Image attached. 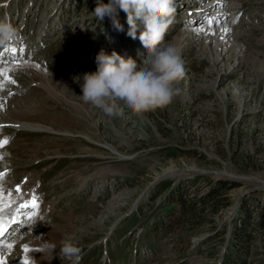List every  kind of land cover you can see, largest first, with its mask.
Masks as SVG:
<instances>
[{
    "label": "rangeland",
    "instance_id": "1",
    "mask_svg": "<svg viewBox=\"0 0 264 264\" xmlns=\"http://www.w3.org/2000/svg\"><path fill=\"white\" fill-rule=\"evenodd\" d=\"M0 3V18L7 16L19 33L0 46V114L8 105L32 108L28 115L14 112L20 121L56 132L0 129V142L7 141L0 147L6 171L0 196L24 193L38 205L20 215L3 239L0 257L6 264H23V249L33 250L34 236L57 247L72 237L82 248L80 264H103L104 248L106 264H217L228 231L240 219L252 232L245 234V244L232 248L228 264H264V243L253 231L264 198V0H178L183 9L174 20L200 5L206 17L192 28L185 26L196 18L179 29L175 25L165 37L184 64L181 94L164 108L142 115L125 109L123 117L85 103L75 80L96 71L101 49L125 58L140 55L138 64L146 57L143 46L135 52L139 39L127 35L123 11L118 19L126 29L117 34L107 17L101 22L91 14L96 0ZM238 10L241 19L230 33L229 17ZM209 13L226 17L209 19L208 25ZM211 24V33L203 30ZM116 39L123 41L111 45ZM164 169L172 170L162 175ZM195 174L240 183L221 191L229 205L212 215V231L209 223L190 229L188 213L179 221L180 194L187 207L210 186L202 180L191 184ZM162 181H171V187L162 190ZM167 202L176 203L170 215L161 209ZM239 205L243 215L250 211L249 221L235 213ZM109 227L115 229L104 245ZM44 262L49 264L47 257ZM51 264L68 262L57 257Z\"/></svg>",
    "mask_w": 264,
    "mask_h": 264
},
{
    "label": "clouds",
    "instance_id": "2",
    "mask_svg": "<svg viewBox=\"0 0 264 264\" xmlns=\"http://www.w3.org/2000/svg\"><path fill=\"white\" fill-rule=\"evenodd\" d=\"M177 9L178 0H96L91 14L101 22L107 17L116 31H124L119 12L126 14L127 35L139 39L146 57L138 64L131 57L115 51L109 55L101 49L95 58L96 71L75 78L80 83V98L110 117H123L125 109L142 115L170 105L181 94L179 84L185 76L180 50L165 40ZM18 37L9 18H0V46L6 47ZM34 241L49 264L57 257L80 264L82 248L72 237L63 239L59 247L43 237L34 236Z\"/></svg>",
    "mask_w": 264,
    "mask_h": 264
},
{
    "label": "trees",
    "instance_id": "3",
    "mask_svg": "<svg viewBox=\"0 0 264 264\" xmlns=\"http://www.w3.org/2000/svg\"><path fill=\"white\" fill-rule=\"evenodd\" d=\"M168 155L169 157L175 156L174 153H168ZM245 170L246 169H244V171ZM200 180L207 181V184L210 186L206 190V193L199 197L197 202H193L192 205L186 207V201H184L183 196L180 194V196L178 197L177 204L180 207L181 211H183V213H181L182 215H180L179 217V221H181V218L186 217V214L188 213L190 215V219L188 218L189 224L192 227L190 229L197 230L198 227H206V225L204 224L209 223L210 226L209 228H207V230L212 231L214 229V224L211 218L212 215L218 214L223 208L229 205L226 200V195L224 193H221V191L227 188L238 187L240 183H235L219 177L217 179H213L212 174H195L191 180V184H195V182H198ZM213 180H215L214 187L212 186L213 184L211 182ZM160 186L162 190H168L171 187V181H162ZM175 193L176 192H173L172 195H175ZM262 199L263 204L261 205V213L257 218L258 221L253 231L258 235V239L264 243V198ZM175 204L176 203L173 202H167L166 204H164L161 207V209L163 210V214L170 215V213L174 210ZM186 208L188 209V212H184V209L186 210ZM236 213L240 217L242 216L244 219L246 218V221H249L251 218L250 211L249 213H246V215L242 214V207L240 205ZM160 220L162 219L160 218ZM240 220L241 224L239 225H237L236 222H233V227L229 234L228 245L223 256L222 264H228L230 256L232 254V248L238 246L240 247L242 244H245V239H243L245 234H250V232H252L250 231V227L245 223V221H243L242 219Z\"/></svg>",
    "mask_w": 264,
    "mask_h": 264
},
{
    "label": "bare ground",
    "instance_id": "4",
    "mask_svg": "<svg viewBox=\"0 0 264 264\" xmlns=\"http://www.w3.org/2000/svg\"><path fill=\"white\" fill-rule=\"evenodd\" d=\"M193 18H197V17L193 16ZM211 21L214 22V20H211ZM214 26L215 25L211 24L210 26H207L203 30H206V32H210L211 33V30L209 31L208 29H210V28H212ZM233 29L234 28L232 26H229L227 28V30H229L230 33L232 32ZM3 109H4V111L0 114V118H1L0 123H5L6 122L9 127L14 125V126L20 128V131H27V132H31V133H43V132L51 133V134L54 133V135L56 134V132H54V130L49 128V127H45L43 125L32 124V123H28V122H25V121L23 122V121L19 120V118H18L19 114L20 115H28L30 113L35 112V111L31 110L32 108L31 109H29L28 107H26V108H21V107L18 108V107H16V105H8V107H5ZM14 111H17L19 114H17ZM15 118L18 119V120H15ZM0 129H2V128H0ZM86 139H88L91 142L90 138H86ZM4 168L0 167V170L2 171V170H4ZM170 170H172V169H164L161 174L162 175H168ZM161 174H160V176H162ZM25 182H26V180H25ZM26 184L29 185V181ZM22 189H23V191H25L27 189L24 184L21 186V190ZM19 194L15 195L14 197H6L2 201H0V207L4 208V210L2 212H0V222L4 223L3 220L8 219V217H14V216L17 217L19 213H21L22 211L25 210L23 208L20 209L19 208V204H21L24 201H27L25 199L26 196L23 195L24 193H22L20 195ZM9 210H10L9 213H5L6 211H9ZM119 221L120 220H118V222ZM118 222L116 223V225L118 224ZM29 246H31L33 248V250L29 251L25 258L28 259L30 262L34 261V264H46L44 262L46 260V255L44 253H42L37 248L38 247L37 243L35 241H33L32 243H30ZM35 248H37V249H35Z\"/></svg>",
    "mask_w": 264,
    "mask_h": 264
},
{
    "label": "snow or ice",
    "instance_id": "5",
    "mask_svg": "<svg viewBox=\"0 0 264 264\" xmlns=\"http://www.w3.org/2000/svg\"><path fill=\"white\" fill-rule=\"evenodd\" d=\"M0 75H3V73H0ZM6 143H7V141H4L3 143H0V147H3V145L6 144ZM17 191H19V189H17ZM2 199H3V197L0 196V200H2ZM37 206L38 205L36 203V198L35 197H33V200L29 204H23V205H21V207L24 208V209H27L29 207L35 208ZM3 210H4V208L3 207H0V212H2ZM29 219H31V217H29ZM12 223L13 224L16 223L14 217L12 219ZM6 230H7L6 227L3 225L2 222H0V237H3L5 235ZM7 247H11V245H7ZM23 251L25 253H28L29 252V249L27 247H25L23 249ZM0 264H6L5 260L2 257H0ZM23 264H30V261L28 259H25V261L23 262ZM31 264H34V261H31Z\"/></svg>",
    "mask_w": 264,
    "mask_h": 264
},
{
    "label": "water",
    "instance_id": "6",
    "mask_svg": "<svg viewBox=\"0 0 264 264\" xmlns=\"http://www.w3.org/2000/svg\"><path fill=\"white\" fill-rule=\"evenodd\" d=\"M233 178H237V179H239V177H237V176H233V175H231Z\"/></svg>",
    "mask_w": 264,
    "mask_h": 264
}]
</instances>
